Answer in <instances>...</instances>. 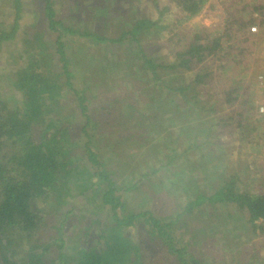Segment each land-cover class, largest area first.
I'll return each mask as SVG.
<instances>
[{"label": "trees", "instance_id": "1", "mask_svg": "<svg viewBox=\"0 0 264 264\" xmlns=\"http://www.w3.org/2000/svg\"><path fill=\"white\" fill-rule=\"evenodd\" d=\"M203 1L175 0L171 18L161 0L149 16L140 0H0V264L257 263L264 180L227 176L238 154L215 120L251 54L228 26L261 31L264 6L259 20L229 12L226 33L178 29ZM160 31L173 33L170 56L154 50ZM217 55L219 69L207 65ZM262 102L239 100L238 128L257 130Z\"/></svg>", "mask_w": 264, "mask_h": 264}, {"label": "rangeland", "instance_id": "2", "mask_svg": "<svg viewBox=\"0 0 264 264\" xmlns=\"http://www.w3.org/2000/svg\"><path fill=\"white\" fill-rule=\"evenodd\" d=\"M219 1L220 0H211L212 7L209 11L205 9L201 14H198L196 17L189 20L186 24H182V25L179 24L178 29L182 27L185 30H189L188 28H198L199 30V26L204 25V26L209 27L212 31L216 32L217 34L226 33L227 30L225 27V19L228 17L229 11L231 10H232L231 13H234V16H235L233 18L234 20H236L237 18H243L244 20H248L245 18L249 16L250 8H248L249 10L246 12H243L242 14L237 12V8H240V6L244 2L249 3L251 2V0H238V1H234L235 3L234 2L229 3L228 1V4L226 5ZM161 2L162 4L166 3L167 5L169 4L171 6H173L174 4L172 0H161ZM139 7L142 9L141 12L148 16L150 14H154V15L156 14L154 5H153V0H140ZM241 9H242V6H241ZM170 16L171 18L173 16L176 18H179L182 15L175 13V14H171ZM26 20L30 22L31 18L26 17ZM234 25L235 24L228 26V29L230 30V34L232 33L234 35V37H232L233 38L232 41L235 47V52L239 51L241 47H245L247 51H249V53L251 54L250 55L247 54L245 58H244L245 55H243L242 57L243 60L237 62L235 69L231 70L232 73H236L238 76L242 75L240 77V83H239L240 89L237 93H235V95L236 94L238 95L239 99L236 102L234 101L235 103L232 107H228L224 105L223 103H220L221 106L219 107V114H218L219 118L215 121H218L221 118L223 119V124H221L222 125L221 132H223L222 134H224V136L227 138V143L224 144L223 149H225L227 152H230L233 150V151H236L238 154L237 158H233V162L231 166H229L227 176L233 177L236 172H239L242 178H246V176L254 177V176H257L258 173L261 171V173L258 176L260 177L259 181H261V180H264V115L261 114V116L263 117V120L261 118L259 122L255 120L254 118L253 120L250 121L251 128H254L256 126L258 127L257 130H251V129L238 128L237 127L238 120L235 114L236 112H239L240 108L242 109V105H239V100L244 98L246 94H249V96L253 97L254 100L256 99L258 102L264 101V82L258 84L257 81H254L251 78L252 74L255 71L259 70V71H262V73H264V29H261L259 34H251V35L247 34L246 35V33L244 34L238 33L236 31V28H234ZM172 35L173 33H167V31H160L159 36L157 38L152 39V42H154V45H153L155 48L154 50H156L158 53H164V52L169 53V56H170L172 52L175 51V43L173 40L169 39ZM17 47H19V42L17 46H15V48ZM98 49L103 50L104 48L99 47ZM96 54L102 55L103 53L97 52ZM223 58H224V55H223ZM10 60H13L12 56L10 57ZM221 60L222 59H220L218 55L214 57H210L207 59V65L215 66L214 67L215 69H219L218 66H220ZM227 70L228 69H226L225 71ZM219 74L225 75L224 77H226V73H224L222 70H220ZM218 79L219 78L216 77L215 81H217ZM103 96L104 94L102 95V97ZM207 103H208V100H207ZM231 114H232V117L229 118ZM255 117L257 116L255 115ZM244 122L245 121H243V123ZM231 126H234V128L236 127L235 130L237 133L235 134L234 137L230 136L231 131L229 127ZM166 132L167 131H163L162 135H165ZM243 132H245L244 138H243L244 136ZM178 141L181 142L183 146L185 145L184 148H186L187 137L186 138L180 137ZM233 146H236L237 149L234 148ZM216 160H218V158H216ZM210 161L213 163L214 159H211ZM123 172L124 174H122L123 175L122 177H125L126 176L125 171ZM171 177L174 178V176H171ZM175 179L177 180L176 176H175ZM177 184L179 185L178 182L176 183V185ZM259 184H260L259 188L264 189V186H261L262 183H259ZM151 185L154 190L155 189L161 190L163 186L162 183L158 181L153 182ZM190 186L191 184L187 186L186 188L181 186L177 190L182 192L183 190H187V188ZM229 209L231 211H239L236 205H232ZM241 224H242L241 221L233 219V225L228 226L227 224V226L230 228L234 226H238L242 228ZM127 231L130 232V234H135L137 232L136 230H133L131 227H129ZM223 231L224 233L227 234L226 236L227 239L229 240L233 239V234L232 233L228 234V232L230 231H227V230H223ZM256 233L257 235L256 237H254L255 238L254 242H251L252 245L249 249L251 253H252V249L254 251L255 261H257L256 264H260L259 263L260 261H262L261 264H264V235L262 234L260 229H257ZM39 236H43V235L39 233ZM44 240L46 242L49 240V233L44 238ZM235 242L236 240H234L233 243ZM153 245L157 246L156 242H154ZM51 255H54V253H52ZM151 262L152 261L150 260L147 264Z\"/></svg>", "mask_w": 264, "mask_h": 264}, {"label": "crops", "instance_id": "3", "mask_svg": "<svg viewBox=\"0 0 264 264\" xmlns=\"http://www.w3.org/2000/svg\"><path fill=\"white\" fill-rule=\"evenodd\" d=\"M173 1V6H172V10H173V12H175V13H177V14H183L182 12H180V9L177 7V5H176V2H175V0H172ZM228 1H229V3H232V2H234V1H238V0H220L219 2H221V3H224L225 5L226 4H228ZM212 2H211V0H204L203 1V6H202V8H201V11L198 13V14H201L205 9L207 10V11H209L210 9H211V7H212V4H211ZM235 3V2H234ZM244 4V5H243ZM241 6H242V8H246L245 9V11L244 12H246V11H248L249 9L248 8H250V13H249V16L248 17H246L245 19H248V20H251V19H253V17H254V19L255 18H258V20H259V17H260V15H259V13H258V7L259 6H261V5H263L264 6V0H251V2H249V3H246V2H244ZM234 5V4H233ZM237 5V4H236ZM246 5H248V6H246ZM241 6H240V8H237V11H241ZM216 7H218V6H216ZM238 9H240V10H238ZM232 11V10H231ZM231 11H229V12H231ZM197 14V15H198ZM256 14V15H255ZM196 15V16H197ZM195 16V17H196ZM257 24V23H256ZM262 26H260L259 25V28H261ZM264 28V27H263Z\"/></svg>", "mask_w": 264, "mask_h": 264}, {"label": "built area", "instance_id": "4", "mask_svg": "<svg viewBox=\"0 0 264 264\" xmlns=\"http://www.w3.org/2000/svg\"><path fill=\"white\" fill-rule=\"evenodd\" d=\"M248 32L249 34H259L260 33V28L258 24H252L248 27ZM258 83L264 82V75H258L256 78ZM259 113L264 115V101L259 105Z\"/></svg>", "mask_w": 264, "mask_h": 264}]
</instances>
